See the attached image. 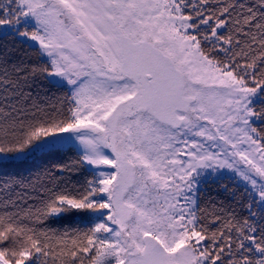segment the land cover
Returning <instances> with one entry per match:
<instances>
[{
	"label": "snow or ice",
	"instance_id": "1",
	"mask_svg": "<svg viewBox=\"0 0 264 264\" xmlns=\"http://www.w3.org/2000/svg\"><path fill=\"white\" fill-rule=\"evenodd\" d=\"M73 148L0 264H264V0H0V168Z\"/></svg>",
	"mask_w": 264,
	"mask_h": 264
},
{
	"label": "trees",
	"instance_id": "2",
	"mask_svg": "<svg viewBox=\"0 0 264 264\" xmlns=\"http://www.w3.org/2000/svg\"><path fill=\"white\" fill-rule=\"evenodd\" d=\"M43 94V93H42ZM77 158V151L73 148L71 151L64 149L58 156H44L40 155L34 160H29L23 165H19L13 162H6V167L0 168V177L12 176V175H24V177L32 178L36 172L41 171L45 167H51L52 163L69 162L72 159ZM90 178L87 170H82L80 173L74 174L73 182L83 183L85 179ZM242 190V189H241ZM213 195H215L214 188L211 189ZM54 227L58 228H71V227H85V223L81 221L79 217L69 218L66 221L54 224Z\"/></svg>",
	"mask_w": 264,
	"mask_h": 264
},
{
	"label": "rangeland",
	"instance_id": "3",
	"mask_svg": "<svg viewBox=\"0 0 264 264\" xmlns=\"http://www.w3.org/2000/svg\"><path fill=\"white\" fill-rule=\"evenodd\" d=\"M21 176H24V175H22V174H20ZM6 177H8V176H6Z\"/></svg>",
	"mask_w": 264,
	"mask_h": 264
}]
</instances>
